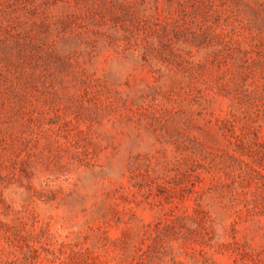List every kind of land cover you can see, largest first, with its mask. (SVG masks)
Segmentation results:
<instances>
[{
	"label": "rangeland",
	"instance_id": "1",
	"mask_svg": "<svg viewBox=\"0 0 264 264\" xmlns=\"http://www.w3.org/2000/svg\"><path fill=\"white\" fill-rule=\"evenodd\" d=\"M0 264H264V0H0Z\"/></svg>",
	"mask_w": 264,
	"mask_h": 264
}]
</instances>
